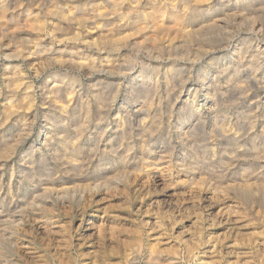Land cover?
I'll return each instance as SVG.
<instances>
[{
  "label": "rangeland",
  "instance_id": "1",
  "mask_svg": "<svg viewBox=\"0 0 264 264\" xmlns=\"http://www.w3.org/2000/svg\"><path fill=\"white\" fill-rule=\"evenodd\" d=\"M22 2L31 11H40L41 16L47 5L51 7L49 0ZM59 4H68L73 10L77 6L70 0H60ZM248 26V20H243L227 28L239 40L246 38L240 33ZM190 44L183 43L172 57L162 51L154 62L155 74L154 67H148L136 49L109 52L113 60H120V66L94 75L86 67L56 57L35 63L26 54L11 55V64L20 65L32 84L33 109L32 114L25 113L30 120L26 131L8 119L0 128V138L15 148L11 157H0V264H12L7 263L9 258L19 264H150L151 250L160 252L162 264H169L172 258L178 264H264V160L239 151L252 147L249 123L256 115L250 114L253 110L242 100V89L222 76L223 110L214 117L201 80L210 66L186 56ZM30 46L38 50L36 44ZM248 50L256 53L253 46ZM226 51L222 48L217 54ZM3 52L0 49L1 91L5 90L10 62L1 57ZM260 55L261 62L264 53ZM172 58L176 61L171 70ZM140 69L149 79L154 77L153 82L148 85L139 78L133 83L138 80H131L133 70ZM165 76L170 80L167 88L163 85ZM57 81L65 85L73 82V93L67 96L61 92V96L78 102L76 112L63 114L51 101V93L44 91ZM97 83L106 84L98 90L102 93L98 108L93 95ZM195 85L200 89L199 103L191 104L187 99L192 100V96L185 90ZM152 89L158 90L153 115L160 122L152 128V140L144 143L140 139L143 115L134 110ZM5 95L0 94L1 108L10 103ZM86 105L91 110L88 116H84ZM197 109L201 113L192 112L195 124L186 144L178 137L181 127L175 122L190 118L191 110ZM101 117L105 120L102 128L97 125ZM223 118L229 120L221 122ZM225 123L231 132L223 128ZM51 125L57 141L44 145L41 129ZM64 131L70 134L71 142L79 139L82 145L77 153L81 165L75 169H65L68 154L63 149L58 152ZM229 133L240 137L232 140L235 135ZM142 144L147 145L151 158L161 154L167 161L153 164V158L147 162ZM6 152L9 155L10 151ZM121 160L126 161L123 164ZM247 172L253 193L252 188L243 190L240 185ZM34 196L39 202L47 201L43 208L32 203ZM33 210L45 218V226L34 219ZM3 229L14 233L13 246L1 234Z\"/></svg>",
  "mask_w": 264,
  "mask_h": 264
},
{
  "label": "bare ground",
  "instance_id": "2",
  "mask_svg": "<svg viewBox=\"0 0 264 264\" xmlns=\"http://www.w3.org/2000/svg\"><path fill=\"white\" fill-rule=\"evenodd\" d=\"M59 1L49 0L51 7L47 5L41 16L39 14L40 11H31L30 7H27L26 3H23L22 0H0V49L4 50V56L2 55L1 57L10 61L7 65V73L9 74L4 77L5 90H0V94H6L5 98L10 103L4 104L2 108L0 106V128H2V124L8 119L10 123L21 124V127L24 128L22 131H26L30 120L26 119L25 113L32 114L31 111L33 109V103H31L33 95L32 84L26 80V76L22 72L20 65L11 64L14 61V58L11 56L12 54L16 56L26 54V58H31L35 63L42 62L43 58L44 61H47L56 57L58 61L66 60L69 64H79L80 67H86L88 68V72L94 75V72L99 74L103 72L109 73V71L120 66V60H113L109 52L119 54L123 50L136 49L140 55L146 58L147 61L141 57L144 63L148 67L151 66L150 68L154 67L152 73L155 74L158 70L155 63H157L159 54L162 51H167L168 55L172 57L173 51L182 47L183 43L186 42L191 43V49L185 55L192 62H196L197 60L205 61L210 66V69L203 75L201 80L203 90L206 92V101L209 102V110L213 112L214 117H218V113L223 110L221 106L223 90L219 82L220 78L223 76L228 82L233 83L235 88L242 89L241 91L244 93L242 100L249 103L250 111L253 110L250 114L256 115V118L252 116L255 119L249 123L252 147L249 149L245 148L247 151L244 149H240L239 151H241L242 155L243 153L251 152L252 154L249 153V155H253L257 160H264V73L262 72L261 74V70L264 68V57L260 62V58L257 56L264 53V0H70L76 3V10H73L68 4H59ZM231 17L233 20L231 19L230 23L228 19ZM243 20H248L249 26L241 29L240 34H243L246 38L238 40L237 37L230 35L229 28L227 27L233 26ZM225 28L228 30L224 31ZM31 43L36 44L38 50H31ZM106 43L110 44V46L106 45ZM254 43H256L255 46ZM57 45L63 47L65 50L56 48ZM250 46H253L255 54L249 53L250 50L248 48ZM222 48L227 50L226 54L218 55V51ZM74 49L77 50L74 51ZM250 49L252 51V48ZM86 51H90V54H85ZM172 60L173 64L176 59L172 58ZM173 68L174 64L169 67L171 70ZM249 68L251 73L248 72ZM108 69L111 70L107 71ZM142 71L143 69H140V71L133 70L131 80L138 79L133 81L135 83L141 79V81L149 85V83L153 82L154 77L149 79L147 72ZM58 74L56 73V75ZM157 79L156 77L155 81ZM169 81V77L165 76L163 81L165 88L170 85ZM148 85L147 87H149ZM73 86V82H68L65 85L62 81H57L51 87H49V84L47 87L44 86V91L51 93V101L56 104V107L63 114L74 113L78 109V102L73 101L70 97L63 99L61 96V92H64L67 96L73 93ZM105 87V83H100V85L98 83L95 84L93 95L96 108L102 102L100 99L102 93L100 92V94L98 90ZM154 88L159 89L158 87ZM199 90L197 85L185 90L186 94L190 97L192 96V100L187 99L188 103L198 102ZM152 91L147 93L145 101L136 103L134 110L136 114L143 115L140 128L143 130H141L143 135L140 139L144 143H147L148 139L152 138V128L154 130V127L156 128L160 122L153 115L154 109H156L154 107H156L157 103V99L154 98H158V90L152 89ZM151 96H153V99L150 98ZM83 109L85 112V114L82 112L84 116L90 115L91 110L89 106L86 105ZM192 112L197 115L201 113L198 109L191 110L190 118L186 116L184 119L175 122V124H179L181 127L178 131V137L186 144L191 135L190 127L194 123ZM85 120L87 119L85 118ZM225 120L229 119L223 118L221 122ZM104 121L103 117H101L97 121V125L102 128ZM121 123L119 122L120 125H122ZM225 125L227 126L228 123L223 125V128L226 130L229 125L227 127ZM41 130L43 131L44 145H50L57 141L53 137L55 135L54 132H56L55 127L51 125L48 129L42 128ZM77 130L79 132V129ZM228 130L230 131V127ZM235 133L229 134L235 135ZM238 135L232 136V140L233 137H237ZM70 138L71 136L67 132L64 136H61L63 143L59 144L58 149L59 153L63 149L68 154L65 160L67 166L65 169H69V166L75 169L80 164L77 161L79 159L77 153L81 151L82 145L78 142L79 139L78 141L73 140L71 142ZM226 138H228V135ZM235 142L239 144L236 140ZM241 142L239 145H241ZM8 143L10 142H5V139L0 138V157L5 156V154L11 157L15 153L13 152L15 149L14 144L11 143L10 145ZM58 143H60L59 140ZM142 145L143 149L141 153L143 158H147L146 156L148 155L147 162L153 161V158L156 159L152 162L153 164L167 161L166 155L156 153L151 158L152 154H149L147 145ZM6 151H10L11 154L9 153L8 155ZM238 153V155L242 156L240 152ZM236 156L234 157L237 158ZM125 161L122 162L121 160L123 164ZM126 163L128 164V162ZM259 165L261 166V164ZM249 170L250 172L252 171L251 168ZM247 173H244L243 183L240 185L244 187L243 190L252 188V191L250 174L249 172ZM261 174L264 175V173ZM9 189L11 190L12 188L9 187ZM42 189L46 191L48 188ZM32 200L33 204H38L42 208L46 201L43 203L42 201L39 202L36 196ZM37 213L40 214L37 211L33 212L34 219L41 223V226H45L47 221L44 222L42 220L44 217L41 218V214L37 216ZM15 221L18 220L15 219ZM1 234L5 235L6 239L10 242L13 240L14 233L12 231L9 232L3 229ZM10 244L14 245L12 242ZM150 261V264H162L163 260L160 252L151 250ZM7 263L19 264L14 262L13 258L7 259ZM175 263L178 264L173 258L169 262V264Z\"/></svg>",
  "mask_w": 264,
  "mask_h": 264
}]
</instances>
